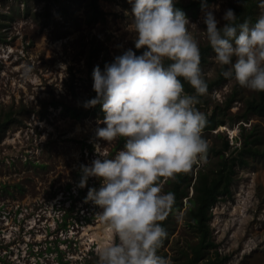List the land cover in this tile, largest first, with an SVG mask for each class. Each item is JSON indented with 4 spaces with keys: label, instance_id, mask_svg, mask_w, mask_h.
I'll use <instances>...</instances> for the list:
<instances>
[{
    "label": "rangeland",
    "instance_id": "obj_1",
    "mask_svg": "<svg viewBox=\"0 0 264 264\" xmlns=\"http://www.w3.org/2000/svg\"><path fill=\"white\" fill-rule=\"evenodd\" d=\"M193 0H175L184 4ZM255 1V22L261 11ZM239 0H216L220 24L224 10ZM104 20L89 21L88 0H0V115L14 112L13 122L0 132V264H96L98 250L112 237L95 216L99 209L85 202L89 178L77 188L79 166L100 155L111 158L123 148V139L107 143L95 137L103 119L99 105L83 107L95 96L91 73L114 56L133 48L131 5L128 0H98ZM201 9L186 15L200 48L207 47L200 29ZM211 52L202 71L214 84L196 105L205 117L215 110L228 124L202 135L209 141L207 162L193 167L212 171L227 140L229 154L246 139L264 151V114L248 111V102L261 93L230 82L220 75ZM32 67L28 79L23 65ZM81 107L87 115L75 119L63 106ZM222 134V137L219 136ZM99 145L95 149V145ZM100 154V155H99ZM168 181L163 184L167 191ZM193 195L183 199L181 220L171 219L168 241L159 254L173 264H191L190 248L198 241L185 221ZM212 241L208 257L218 264H264V156L248 158L239 168L230 196L211 209ZM198 264H202L199 262Z\"/></svg>",
    "mask_w": 264,
    "mask_h": 264
},
{
    "label": "clouds",
    "instance_id": "obj_2",
    "mask_svg": "<svg viewBox=\"0 0 264 264\" xmlns=\"http://www.w3.org/2000/svg\"><path fill=\"white\" fill-rule=\"evenodd\" d=\"M248 0H239L245 8ZM134 49L127 48L105 63L94 66L95 96L83 107L100 105L103 127L95 137L107 143L123 139V148L111 158L100 155L79 166L76 187L89 178L99 181L89 187L85 202L99 211L95 216L112 239L97 252L96 264H173L159 254L167 230L163 222L174 214L175 193L164 191L165 181H175L207 162L209 141L202 131L205 114L196 105L208 85L200 66L199 41L189 30L196 26L174 7L175 0H128ZM258 7L264 9V0ZM215 7L201 0L200 29L220 75L252 92H264V11L255 22L238 21L231 8L220 21ZM197 27V26H196ZM31 65L20 75L28 79ZM192 91L186 92L183 83ZM100 146L95 145V149Z\"/></svg>",
    "mask_w": 264,
    "mask_h": 264
},
{
    "label": "trees",
    "instance_id": "obj_3",
    "mask_svg": "<svg viewBox=\"0 0 264 264\" xmlns=\"http://www.w3.org/2000/svg\"><path fill=\"white\" fill-rule=\"evenodd\" d=\"M216 0H206L207 4L211 5ZM255 1L248 0L245 8L237 5L233 7V12L238 16V21L243 22L247 19L250 23L254 20ZM89 7V21L99 22L104 20V13L98 5V0H88ZM175 8L182 10L185 15L188 13H194L198 9H201V0H193L187 4L182 2H175ZM142 52L137 50L136 54L139 55ZM212 52L210 46L200 48V66L201 68L207 63V57ZM183 83V82H182ZM208 85V84H207ZM184 90L191 92L192 89L183 83ZM214 84L208 85V89H212ZM99 105V104H98ZM100 109L99 107H97ZM247 109L250 112L257 114H264V92H261L259 100H252L248 102ZM63 110L68 116L75 119L84 118L87 113L83 111L81 107H69L63 106ZM14 112L10 111L5 116L0 115V132H4L10 123L13 122ZM207 123L203 129V132H211L217 130L221 126H226L228 122L224 119H220L218 112L215 110L211 115L206 117ZM222 137V134L219 133ZM255 141H248L246 139L240 149L235 153L229 154L231 145L229 140L224 144L223 149L217 153L218 161L217 168L212 171L198 170L196 176H194L193 169L186 174H179L175 181H168L167 191L175 193V208L179 212L183 209V199L189 197V188L192 187L193 195L189 198L190 205L185 211V221L191 227L196 234L198 241L193 245L190 250L191 264H218L215 259L218 258V252L215 251V259L208 257L211 250L216 249V245L212 241L210 221L212 218L211 209L221 199L228 197L232 193V185L234 183L237 171L241 167L248 165V158H261L264 156V151H261L255 146ZM209 153H207L208 155ZM174 214H170L169 217L163 222V226L167 230V237L164 239L161 247L168 241L171 231V219ZM160 247V248H161ZM159 252V250H158Z\"/></svg>",
    "mask_w": 264,
    "mask_h": 264
}]
</instances>
